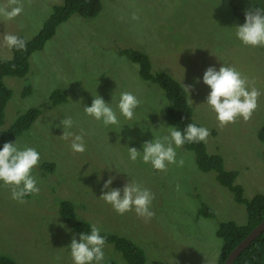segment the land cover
Masks as SVG:
<instances>
[{"label":"rangeland","instance_id":"obj_1","mask_svg":"<svg viewBox=\"0 0 264 264\" xmlns=\"http://www.w3.org/2000/svg\"><path fill=\"white\" fill-rule=\"evenodd\" d=\"M231 1L100 0L95 17L73 14L56 27L43 48L31 54L25 77L4 78L12 97L0 132L29 109L41 112L27 130L5 140L39 152L32 175L40 192L20 203L11 199V186L0 182V257L15 264H74L68 245L73 237L79 241V234L70 224L83 222L95 224L101 235L127 239L146 264H217L223 247L217 236L220 224L245 225L246 208L213 171L202 172L194 153L183 146L176 148L183 166L168 164L166 171L154 170L141 158L129 159L127 147L142 152L144 142L167 135L170 125L164 92L143 80L139 65L123 51L144 53L152 73L164 72L191 86L189 94L185 91L193 121L210 132L203 141L206 153L220 157L224 170L237 172L235 183L245 199L264 195V142L258 138L264 125V47L246 46L236 38L234 27L244 21L233 15ZM62 2L22 0L18 16L0 17V59L12 56L5 34L33 39ZM5 4L0 0V6ZM222 64L234 66L261 92L250 120L237 118L225 127L205 103L210 89L202 82L208 67L218 70ZM55 91L65 101L53 104ZM124 91L141 101L132 120L117 108ZM96 95L116 111L118 125L106 127L84 113ZM66 117L74 121L68 131H84L85 152H73L70 141L60 137L63 128L56 125ZM109 176L115 177L113 189L130 181L148 188L154 194V217L145 221L134 211L120 215L100 199ZM65 202L73 208L70 224L60 214ZM209 211L212 217L202 214ZM103 252L101 264H127L112 244H105Z\"/></svg>","mask_w":264,"mask_h":264},{"label":"clouds","instance_id":"obj_2","mask_svg":"<svg viewBox=\"0 0 264 264\" xmlns=\"http://www.w3.org/2000/svg\"><path fill=\"white\" fill-rule=\"evenodd\" d=\"M23 11L22 0H7V4L0 6V17L12 20ZM135 19V17H133ZM235 36L246 46L264 47V8L256 7L245 11L244 23L235 26ZM5 45L8 48L17 50L26 49V41L13 34L3 36ZM111 78V77H110ZM199 83V79L196 81ZM202 82L210 89L206 101L216 114L220 127L235 123L237 118L248 121L258 108V100L261 95L254 82L248 80L234 66L222 64L217 70L215 67H208L202 77ZM188 94L191 86L183 85ZM192 103V100L189 99ZM141 101L131 92L124 91L120 94L117 108L120 114L127 120L134 118L135 109ZM167 102L165 101V106ZM84 113L104 126L118 125L116 111L98 95L92 99L91 106L83 108ZM74 121L66 117L60 121L57 127L63 128L60 136L65 141H70V148L73 152H85V133L80 134L68 131L73 127ZM162 125V124H161ZM168 134L153 138L142 145L143 151L135 147L128 148L129 159L133 162L138 158L144 163H150L157 171H166L168 164H175L182 167L183 159L177 161L176 148L187 143H198L206 141L210 135L206 127L188 123L183 131L174 126L167 127ZM175 145V147L173 146ZM40 162L39 152L32 147L19 148L16 143L6 142L0 148V182L11 186V199L24 203L28 195H38L40 192L37 186V179L32 175V170ZM99 179V177H98ZM115 177L109 176L102 186L100 199L110 204L114 211L123 215L126 212L134 211L138 217L145 221L151 220L155 213L151 210L154 194L143 187L140 183L128 182L122 189L110 188ZM104 189H108L106 192ZM105 237L101 236L100 229L95 224L91 226L90 233H79V241L72 238L68 248L74 264H101L104 260L103 248Z\"/></svg>","mask_w":264,"mask_h":264},{"label":"trees","instance_id":"obj_3","mask_svg":"<svg viewBox=\"0 0 264 264\" xmlns=\"http://www.w3.org/2000/svg\"><path fill=\"white\" fill-rule=\"evenodd\" d=\"M100 7V0H63L61 5L54 7L52 15L33 39L27 41L22 36H18L26 41V49L11 48V58L0 59V127L4 125L5 108L12 97V91L5 86L4 78L7 76L25 77L29 72L31 54L43 48L46 41L53 37L59 24L65 22L73 14L93 18L100 12ZM256 7L264 8V0L231 1L233 15L243 21L245 11ZM123 54L139 65V74L143 80L159 85L164 92L168 101L166 121L170 126L183 131L188 123L197 125L192 118L185 88L178 81L164 72L152 73L150 59L142 52L124 50ZM50 100L53 104H56L65 101V98L60 92L55 91ZM40 114L41 112L38 109L32 108L23 115L18 116L8 130L0 132V148L3 147L7 137L19 136L33 124ZM258 138L264 142V125ZM183 147L194 153L196 164L202 172L213 171L216 174L218 183L233 194L234 201L246 208L247 223L245 225L240 226L233 222L222 223L217 230V236L223 241L217 264H224L230 252L254 227L264 220V195H256L250 200L245 199L242 188L235 183L237 172L224 170L221 158L206 153L203 142H186ZM72 210L73 208L68 202L60 205V214L66 223L70 224ZM202 214L213 216L211 211ZM70 226L78 234L81 232L90 233L91 231V226L83 222H74ZM101 236L105 237V244H112L122 254L127 264H146L143 253L127 239L113 235ZM0 264L15 263L5 257H0ZM233 264H264V231L237 256Z\"/></svg>","mask_w":264,"mask_h":264},{"label":"water","instance_id":"obj_4","mask_svg":"<svg viewBox=\"0 0 264 264\" xmlns=\"http://www.w3.org/2000/svg\"><path fill=\"white\" fill-rule=\"evenodd\" d=\"M263 231L264 220L254 227L251 232L230 252L224 264H233L237 256Z\"/></svg>","mask_w":264,"mask_h":264}]
</instances>
